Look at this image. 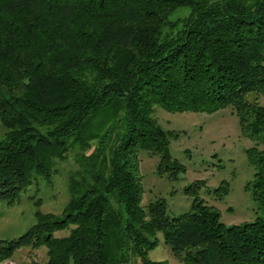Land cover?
I'll return each instance as SVG.
<instances>
[{"label": "trees", "instance_id": "trees-1", "mask_svg": "<svg viewBox=\"0 0 264 264\" xmlns=\"http://www.w3.org/2000/svg\"><path fill=\"white\" fill-rule=\"evenodd\" d=\"M250 96L264 97V0H0V203L49 180L69 151L80 168L61 214L36 212L23 235L0 241V262L44 246L45 264H165L148 259L161 234L185 264H264L263 221L224 225L198 197L203 181L180 216L164 200L140 206V151L159 158V176L184 172L154 109L230 108L254 145L245 189L264 211V106Z\"/></svg>", "mask_w": 264, "mask_h": 264}, {"label": "rangeland", "instance_id": "rangeland-1", "mask_svg": "<svg viewBox=\"0 0 264 264\" xmlns=\"http://www.w3.org/2000/svg\"><path fill=\"white\" fill-rule=\"evenodd\" d=\"M187 8L178 9L170 20L184 17ZM264 106L263 96H250ZM153 118L160 128L170 134L168 153L184 167L176 180L159 176V158L147 152L138 153V173L143 189L140 206L164 200L166 215L170 218L189 212L193 198L187 189L196 181H203L198 197L220 214L226 226L239 225L260 219L264 223V211L253 201L245 189L252 181L254 169L246 158V151L254 146L244 138L238 120L230 108L213 114L183 112L169 113L156 108ZM5 133L0 125V139ZM77 151H69L64 160H55L49 180L35 178L23 190L12 205L0 203V241L16 240L35 224V213L60 215L69 200L68 178L77 172ZM222 182L229 184V193L217 197L214 190ZM69 230L55 232V237H66ZM157 245L148 253V259L165 264H185L164 245L161 234L156 236ZM47 249L44 246L22 247L0 264H45Z\"/></svg>", "mask_w": 264, "mask_h": 264}]
</instances>
